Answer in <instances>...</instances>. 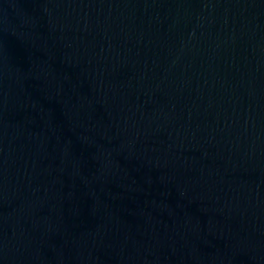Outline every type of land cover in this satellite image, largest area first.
I'll list each match as a JSON object with an SVG mask.
<instances>
[{"label": "water", "instance_id": "obj_1", "mask_svg": "<svg viewBox=\"0 0 264 264\" xmlns=\"http://www.w3.org/2000/svg\"><path fill=\"white\" fill-rule=\"evenodd\" d=\"M0 264H264V0H0Z\"/></svg>", "mask_w": 264, "mask_h": 264}]
</instances>
